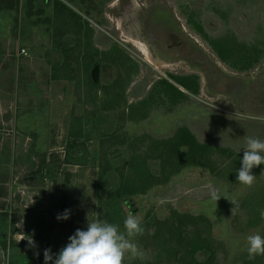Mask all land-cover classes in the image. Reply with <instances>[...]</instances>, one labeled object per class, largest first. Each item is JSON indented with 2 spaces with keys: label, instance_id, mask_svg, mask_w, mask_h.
I'll use <instances>...</instances> for the list:
<instances>
[{
  "label": "rangeland",
  "instance_id": "1",
  "mask_svg": "<svg viewBox=\"0 0 264 264\" xmlns=\"http://www.w3.org/2000/svg\"><path fill=\"white\" fill-rule=\"evenodd\" d=\"M190 40L210 72L188 62ZM179 41L183 70L178 61L165 60L176 57L167 50ZM263 61L264 0H0V232L9 235L11 256L25 253V264H44L45 249L55 258L89 222L107 221L124 231L133 214L146 229L135 238L146 259L128 256L124 264H208L206 250L185 257L190 247L176 259L157 257L154 235L161 227L167 233L172 223L181 225L184 244L194 230L215 237L213 256L221 264H264L263 255L249 260L246 241L264 236V165L252 169L251 187L238 183L236 169L243 137L264 140V122L230 121L225 113L232 100L247 109L240 92L249 83L264 88L248 71ZM63 71L72 79L53 78ZM193 71L200 72L198 94L177 86L186 98L160 88L152 99L159 79ZM258 73L263 76L262 69ZM88 115L94 137L71 136L82 123L75 119ZM181 130L205 145L204 158L144 195L113 197L120 216L107 220L106 211L114 214L106 207L109 196L123 186L133 157L147 158V172L163 178L169 170L163 141ZM222 146H232L236 159L230 161ZM66 209L69 219L57 220ZM198 217L210 226L193 225Z\"/></svg>",
  "mask_w": 264,
  "mask_h": 264
},
{
  "label": "trees",
  "instance_id": "2",
  "mask_svg": "<svg viewBox=\"0 0 264 264\" xmlns=\"http://www.w3.org/2000/svg\"><path fill=\"white\" fill-rule=\"evenodd\" d=\"M57 10V14H58ZM57 16V15H56ZM216 40L211 41L215 42ZM219 56V55H218ZM220 59L224 62V57L219 56ZM221 60V61H222ZM228 62V61H226ZM224 62V63H226ZM54 79L57 80H71L72 77L67 73V71H63L61 74L54 75ZM199 78L197 76H193L191 78H183L177 80L178 83L183 86L185 89H187L192 94L196 95L199 93ZM95 84V82H94ZM162 88L166 96H169L171 98L179 99V97L186 98V95L179 90L174 84H172L170 81L163 79L162 82L156 84L154 88L151 90L152 99L154 98V94L159 95V90ZM171 92H174L177 97L172 94ZM150 95V96H151ZM122 96V95H121ZM146 103V101L144 102ZM132 110L135 109V111H138L139 109L138 105L135 107H131ZM134 108V109H133ZM92 115L86 116L83 118L75 119V123H78L82 121L80 126L74 127L76 128L75 131H71V136L76 138H92L94 137L91 135V133L94 131L92 128H95L94 124L92 123ZM164 146H166V149H168L169 154L168 156H163L164 163L169 167V170H165L164 176L161 179L155 178L152 175H150L147 170L145 169L147 158H140L139 157H133V159L130 162V166L132 167V171L128 175H122L123 180V186H121L120 190L113 193L109 196L110 203H107L106 207H112L114 214L107 213L106 216L107 220H110L111 215L114 216V218H117L120 216L119 212V204L116 203V198L119 195L121 196H134L138 194H146L149 190H151L154 186L163 184L164 182H167L170 177L174 174L180 173L184 167L194 166L198 165V161L200 159L204 158V149L206 148L205 145H201L198 143V141L195 139L194 135L191 134L188 130H181L177 133V135L174 138L167 139L163 141ZM182 146H189V150L186 153H183L180 151V148ZM169 147V148H167ZM205 161L201 162V165H205ZM129 201V200H128ZM199 220V221H196ZM201 220V221H200ZM203 223L204 226L209 227L210 222L204 218V217H198L194 219L193 225H196L197 223ZM166 225L165 223L163 226ZM192 225V226H193ZM164 229L161 227L158 229L156 234L154 235V245L158 248V255L157 257L159 259H162L163 257L167 259H173L178 258L180 256V250L181 249H188L186 251L185 257L194 256L196 253L202 250L208 251L211 255L209 257L208 264H221L218 254L213 256L214 254L218 253V250L215 249L210 241L211 238L204 237V231L200 230H194L193 236L190 240L186 241L184 244L182 242V229L181 225H178L177 227L172 223V226L168 228L167 233H164ZM183 245V246H182ZM264 256V255H263ZM194 260V258L192 259ZM193 264H199L196 261H192ZM224 264V263H223Z\"/></svg>",
  "mask_w": 264,
  "mask_h": 264
},
{
  "label": "clouds",
  "instance_id": "3",
  "mask_svg": "<svg viewBox=\"0 0 264 264\" xmlns=\"http://www.w3.org/2000/svg\"><path fill=\"white\" fill-rule=\"evenodd\" d=\"M243 139V159L237 172V180L251 187L256 181L252 169L264 165V140L255 136H244ZM261 175H264V172ZM213 197L217 201L221 198L216 197L215 193ZM260 215L264 218V211H261ZM69 216L70 210L66 209L57 216V220H67ZM123 228L124 231H121L119 225L107 221L89 222L86 231L77 229L74 235L69 237L68 244L55 258L50 248L45 249L44 264H124L128 256L132 259H146L145 252L135 242L136 237L145 234L146 229L142 221L129 214L123 222ZM151 231L148 229L149 234ZM246 241L249 260L264 255V236L259 233L251 234L247 236ZM29 244L34 245V241L30 239Z\"/></svg>",
  "mask_w": 264,
  "mask_h": 264
},
{
  "label": "crops",
  "instance_id": "4",
  "mask_svg": "<svg viewBox=\"0 0 264 264\" xmlns=\"http://www.w3.org/2000/svg\"><path fill=\"white\" fill-rule=\"evenodd\" d=\"M227 66H230L232 67L234 70V65L233 63L231 62H226L225 63ZM262 64V67L261 68H256V67H259V66H256L254 68H249L250 70L248 71H251V75L253 76V78L251 79H254V77H256L258 80H262L264 81V61L261 63ZM262 69V73H263V76H260L258 75L259 73V70ZM235 71H238V70H235ZM247 71V72H248ZM261 72V71H260ZM234 74V73H232ZM257 74V75H256ZM235 89L233 88L232 89V96H233V91ZM242 91L240 93L241 96L243 97H246L247 100H246V103L244 104L245 107L247 109H239L237 106H235L236 102L235 101H230L229 103V106H227V110H226V114H228L227 118L230 119V121L232 119H238V118H242V119H246V118H258V119H261L262 122H264V88L260 90L257 89L254 90V87L250 85H247V88H243L241 89ZM240 111V112H239ZM240 113V114H239ZM229 119H226V122H229ZM214 129H217V126L216 124L214 125ZM233 143V141H229V143ZM222 148V150L225 151V153H227L229 156H230V161L236 159V155H235V150L233 149V147H219V149ZM230 161H228L229 163L225 165V167H229L231 165ZM213 166V165H211ZM241 168L240 166V163L236 166V169L239 171V169ZM236 169L234 170V172L236 171ZM216 171V170H214ZM216 173V172H214ZM229 175V173L227 174ZM228 179L232 182V178L230 179V175L228 177ZM240 183V182H238ZM6 222V221H5ZM0 223H3V222H0ZM7 223V222H6ZM19 234V233H18ZM8 233H1L0 232V264H7L6 263V260L8 258L9 260V263L11 264H25V253H20V254H16V253H12L13 255L11 256L10 254V250H9V247L10 246V243L7 242L8 240ZM211 239H215V237H211ZM224 248V247H223ZM222 248V249H223Z\"/></svg>",
  "mask_w": 264,
  "mask_h": 264
},
{
  "label": "flooded vegetation",
  "instance_id": "5",
  "mask_svg": "<svg viewBox=\"0 0 264 264\" xmlns=\"http://www.w3.org/2000/svg\"><path fill=\"white\" fill-rule=\"evenodd\" d=\"M187 43V47L189 48V53H187V59H188V62L190 63V65L193 67V68H197L199 71H205V70H209V63L207 62V60L205 59V57L202 55V53L196 49L194 46V43L192 40L186 42ZM184 47V41H179L177 43V45H169L168 46V52L171 53V55L173 53H175L176 57L175 58H167L165 59L166 61H168V63H171V64H174L176 61L179 62V68L180 70H183V60H184V57H183V53H182V56H179V52L180 50H182V48ZM211 68V67H210ZM179 71V70H177ZM199 71H193L191 73H185V72H176L175 74H172L175 79L179 80V79H183V78H191V77H195V76H199L200 72ZM210 72V70H209ZM172 77H170V80L169 79H165V80H168L170 81L172 84L176 85L177 86H181L177 80L173 79ZM199 78V77H198ZM160 81H158L156 84L162 82V78L159 79ZM155 84V85H156ZM154 85V84H153ZM154 85V86H155ZM183 87V86H182ZM178 88V87H177Z\"/></svg>",
  "mask_w": 264,
  "mask_h": 264
},
{
  "label": "water",
  "instance_id": "6",
  "mask_svg": "<svg viewBox=\"0 0 264 264\" xmlns=\"http://www.w3.org/2000/svg\"><path fill=\"white\" fill-rule=\"evenodd\" d=\"M99 72H100V66L96 65L92 72V79L95 83L99 82Z\"/></svg>",
  "mask_w": 264,
  "mask_h": 264
}]
</instances>
